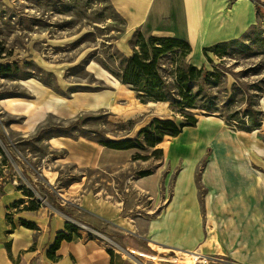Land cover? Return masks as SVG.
<instances>
[{
    "label": "crops",
    "instance_id": "crops-1",
    "mask_svg": "<svg viewBox=\"0 0 264 264\" xmlns=\"http://www.w3.org/2000/svg\"><path fill=\"white\" fill-rule=\"evenodd\" d=\"M109 2L124 21V35L117 40L123 55L132 52L127 40L136 32L145 38L174 37L190 45L188 59L196 67L210 57L205 48L238 39L264 19V0ZM85 57L80 56L75 66H85L101 88L69 89L71 83L59 76L74 65L58 62L51 71L61 93L26 78L23 84L31 97L0 100V126L4 127L1 114L21 116L17 122L9 121L8 128L29 133L47 112L76 117L104 110L113 119L132 120L131 131L136 132L158 117L150 105L161 104V109L172 112L166 102H140L134 90ZM167 138L150 148L162 145L165 164L174 170L169 194L164 192L160 169L133 181L105 182L106 191L89 185L85 170L108 167L115 175V169L130 167L134 152L82 136L48 139L56 151L52 164L57 167L48 171L44 165V183L55 188L62 203L40 184L41 192L50 193L51 203L30 209L18 184L35 182L34 170L28 168L24 179L14 173L5 178L0 170V264H141L137 253L160 258L186 252L223 264H264V119L258 128L245 131L230 128L216 115H203L193 126ZM64 166H72L78 175L59 182ZM132 191L149 194L150 204H142L140 196L137 203L138 197L129 196ZM66 222L74 225L76 233L59 241L52 258L48 251ZM190 258V262H173L192 264L195 257Z\"/></svg>",
    "mask_w": 264,
    "mask_h": 264
},
{
    "label": "rangeland",
    "instance_id": "rangeland-1",
    "mask_svg": "<svg viewBox=\"0 0 264 264\" xmlns=\"http://www.w3.org/2000/svg\"><path fill=\"white\" fill-rule=\"evenodd\" d=\"M124 32V21L109 0H0V100L11 99L10 102H19L18 98L21 97L29 99L31 96L23 84L29 77L43 84H45L43 78L49 79L56 87L54 89L61 93L56 86L57 75L55 71H51L53 64L56 65L58 62H63L67 66L74 65L69 70L61 72L59 76L60 80L64 78L71 83L69 89L75 90L80 86L101 88L102 85L94 80L92 73L85 66L77 65L81 60L79 57L86 54L85 61L93 59L99 64V61H105L115 67V63L108 56L117 50L125 54L117 44V40ZM137 40L138 36L135 33L127 40L131 49ZM208 53L210 61L207 60L203 66L206 70L215 72L217 77L212 78L210 82L196 83L194 89L199 87L202 93L213 98L217 113L225 115L251 104L252 108L261 111L263 117L264 19L249 28L241 37L225 45L220 55ZM159 62L162 74L169 81H172L173 70L178 65L190 64L188 55H181L180 52L164 55L159 58ZM50 71L51 73H48ZM69 89L67 88L65 92ZM150 106L160 118L174 117L165 107L161 109V104ZM27 107L25 106V109ZM198 113V116H203L200 111ZM93 114L97 117L87 118L86 115H78L74 118L61 112H47L43 120L29 133L11 131L8 128L9 121L17 122L21 116L9 117L1 114L4 116L2 119L4 127L0 126V165L3 164V168L0 169L1 175L6 178L14 173L20 177L19 179H24L28 168L31 169L29 165L32 164L41 174V177L36 175L35 182H44V165L48 171V167L51 169L57 167L52 164L56 151L52 150L48 143L55 130L45 129L49 126L71 125L78 130H93L97 134L113 139L134 137L138 132L131 131L134 123L132 120L113 119L104 110ZM174 118L176 122H180V117ZM159 146L162 145H158L157 148H161ZM153 150L154 148L133 149V155L138 152L146 156V159H133L132 155L130 167L123 171L115 169V175L114 170L108 167L88 169L84 171V175L89 185L93 183V186L106 191L105 182H120L121 178L133 181L142 175L143 171L150 173L160 169V178H164L165 181L162 184L164 192L169 194L174 170H169L161 151ZM62 171L59 182H68L77 174L72 166H64ZM42 189L44 190L43 187L40 188ZM40 194L51 203L50 193ZM129 196L138 197L137 203H140L139 199L142 198V204L147 206L150 204L149 194L146 196L144 193L135 194L132 191ZM135 256L142 262L141 264H174L166 262L172 259L168 258L169 256L159 258L157 255L150 257L139 253ZM190 257L179 254L177 258L179 262L185 263L191 261ZM192 260V264H205ZM179 262L175 264H184ZM206 264L223 263L208 260Z\"/></svg>",
    "mask_w": 264,
    "mask_h": 264
},
{
    "label": "trees",
    "instance_id": "trees-1",
    "mask_svg": "<svg viewBox=\"0 0 264 264\" xmlns=\"http://www.w3.org/2000/svg\"><path fill=\"white\" fill-rule=\"evenodd\" d=\"M257 7H259L258 4ZM135 35L138 36V40L133 43L132 53L129 56H125L117 50L116 53L108 56L115 63V67L105 61H99L100 64L121 83L134 90L140 102L168 103L174 117H180V122H176L174 117H153L134 137L115 139L97 134L93 130H78L71 125L62 126L57 124L45 129L55 130L54 136L87 137L108 148L145 150L146 148L155 147L165 137L178 135L184 127L193 126L197 121L198 111L202 115L213 114L221 117L232 129L251 131L259 127L264 116L261 117V111L252 108L251 104H247L241 110H232L224 115L216 112L217 107L212 97L202 93L199 87L194 89L196 83L210 82L212 78L217 77L215 72L206 70L204 66L196 67L192 64L178 65L173 70L172 81L167 80L161 72L159 58L176 52H180L184 56L188 55L191 48L186 41L174 37L150 36L145 38L140 32H136ZM235 40L219 42L207 47L204 49L205 55L208 51L220 55L222 48ZM207 60L210 61V58L207 57ZM42 81L56 89L49 79L43 78ZM228 102L230 103L231 99ZM94 117L97 116H87V118ZM160 151L159 148L153 150V152ZM145 157L138 152L133 155V159H146ZM147 173L143 171L142 175ZM19 188L29 198L27 207L35 209L42 205L41 201L29 188L21 185ZM73 233H76L74 225L66 222L65 230L59 233L54 245L48 251V255L54 258L52 254L53 249L59 244V241L71 239Z\"/></svg>",
    "mask_w": 264,
    "mask_h": 264
},
{
    "label": "built area",
    "instance_id": "built-area-1",
    "mask_svg": "<svg viewBox=\"0 0 264 264\" xmlns=\"http://www.w3.org/2000/svg\"><path fill=\"white\" fill-rule=\"evenodd\" d=\"M30 168L32 170H34V172H35V174L37 176L40 175V177H41V174L36 171L35 166L33 167V165H31ZM35 181H37V177L35 178ZM40 184H42L45 187V189L48 188L51 192H54L59 203H62L64 201V199L59 196L60 194L57 191H55L54 187H50L47 184H45L44 182H32V183H30V182H22V183H19L18 185L19 186L21 185V186L29 188L34 193V195L41 201V203L45 205V204L48 203V201L46 200L45 197H43L42 194H40V193H42L41 192L42 190H40ZM184 254H186L188 256H193V257H195L194 260L201 261L202 263H205V264L209 260L208 258L202 257L200 254H198L196 252H186ZM168 258H172V260L166 261V262H170V263H174V264L176 262H173V260H177L178 259L177 257H168ZM181 259L184 260V258H181ZM203 259H206L207 261L203 262Z\"/></svg>",
    "mask_w": 264,
    "mask_h": 264
}]
</instances>
